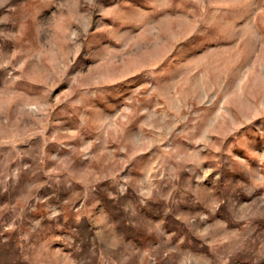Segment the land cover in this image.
<instances>
[{"label": "rangeland", "instance_id": "rangeland-1", "mask_svg": "<svg viewBox=\"0 0 264 264\" xmlns=\"http://www.w3.org/2000/svg\"><path fill=\"white\" fill-rule=\"evenodd\" d=\"M0 264H264V0H0Z\"/></svg>", "mask_w": 264, "mask_h": 264}]
</instances>
